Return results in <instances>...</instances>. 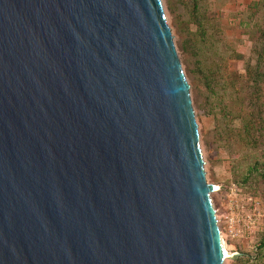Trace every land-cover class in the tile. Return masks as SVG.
Returning a JSON list of instances; mask_svg holds the SVG:
<instances>
[{"label": "water", "instance_id": "obj_1", "mask_svg": "<svg viewBox=\"0 0 264 264\" xmlns=\"http://www.w3.org/2000/svg\"><path fill=\"white\" fill-rule=\"evenodd\" d=\"M189 89L161 0H0V264H223Z\"/></svg>", "mask_w": 264, "mask_h": 264}, {"label": "rangeland", "instance_id": "obj_2", "mask_svg": "<svg viewBox=\"0 0 264 264\" xmlns=\"http://www.w3.org/2000/svg\"><path fill=\"white\" fill-rule=\"evenodd\" d=\"M199 134L207 184L227 250L223 264H264V77L245 80V65L264 72V0H161ZM211 72L212 88L203 75ZM252 119V140L245 125ZM237 253V258L230 256ZM259 258L250 262L248 257Z\"/></svg>", "mask_w": 264, "mask_h": 264}, {"label": "trees", "instance_id": "obj_3", "mask_svg": "<svg viewBox=\"0 0 264 264\" xmlns=\"http://www.w3.org/2000/svg\"><path fill=\"white\" fill-rule=\"evenodd\" d=\"M264 35V34H263ZM245 80L250 82L251 84L253 85H256L258 83V78H262L264 77V72H261L259 71V62L256 63L255 65L251 64L249 61L246 62V65H245ZM209 72L206 73L205 75H203V78L205 80V83L207 84V86L209 88H212V84L214 83V77L213 75H211V72H210V69H208ZM252 119H249V122L247 123V125H245V136H244V139L246 140H249L250 144H253V142H251L252 140V134H251V129H252ZM257 167L255 168H261V176L262 178H264V163L263 164H259V163H256ZM257 250H258V253H261L263 254L264 253V237H262L257 245ZM259 258L258 256L256 255H251L250 257H248V260L250 262H252V260L254 259H257Z\"/></svg>", "mask_w": 264, "mask_h": 264}, {"label": "bare ground", "instance_id": "obj_4", "mask_svg": "<svg viewBox=\"0 0 264 264\" xmlns=\"http://www.w3.org/2000/svg\"><path fill=\"white\" fill-rule=\"evenodd\" d=\"M221 246H222L223 255H224V257H226V255H227V250H226V248H225V246H224V244H223V239H222V237H221Z\"/></svg>", "mask_w": 264, "mask_h": 264}]
</instances>
